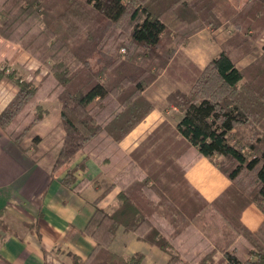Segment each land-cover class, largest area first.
I'll list each match as a JSON object with an SVG mask.
<instances>
[{
  "label": "trees",
  "instance_id": "16d2710c",
  "mask_svg": "<svg viewBox=\"0 0 264 264\" xmlns=\"http://www.w3.org/2000/svg\"><path fill=\"white\" fill-rule=\"evenodd\" d=\"M150 1L68 0L61 18L75 6L80 14L93 15L90 26L100 30L94 36L88 27L83 41L76 43L47 19L52 3L60 0H0V35L14 39L48 66L61 102L62 132L41 156L30 153V158L36 163L45 159L51 176L67 170L62 182L76 190L83 182L75 173L89 157L106 174H114L84 228L96 242L93 250L85 259L70 252L72 261L60 264H143L141 252L124 257L110 249L120 226L166 251L169 264H264V220L252 230L241 218L251 203L264 213V78L248 75L253 65L251 73L264 74V44L261 55L247 63L242 64L239 54L240 49L247 56L254 54L253 33L264 16V0H245L238 6L228 0L205 1L201 9L207 10L209 23L215 28L227 23L225 32L231 25L232 34H225L223 48L203 67L190 92L168 95L182 112L180 119L171 122L166 117L125 153L121 141L155 107L146 94L158 75L152 65L168 63L171 54L162 51L165 39L180 34L153 11ZM118 27L120 42L114 50L103 48L98 40L116 34ZM122 47L125 53H120ZM3 74L0 71V80ZM37 91L38 86L21 81L0 111V127L24 153L45 139L35 134L30 145H24L40 115L22 128L18 124ZM36 108L42 110L40 104ZM79 152L86 157L69 167ZM194 154L210 158L231 180L211 201L185 174ZM116 186L117 208L98 206ZM1 215L3 230L8 225Z\"/></svg>",
  "mask_w": 264,
  "mask_h": 264
},
{
  "label": "crops",
  "instance_id": "0c3cea01",
  "mask_svg": "<svg viewBox=\"0 0 264 264\" xmlns=\"http://www.w3.org/2000/svg\"><path fill=\"white\" fill-rule=\"evenodd\" d=\"M237 1V6L243 2ZM181 115L182 112L175 122ZM165 118L161 111L152 110L121 141L122 151L129 153ZM85 157L83 153L77 154L70 167ZM66 171L51 176L49 169L34 162L0 128V213L8 225L0 229V264L70 263V252L85 259L93 250L96 242L84 233V228L95 210V200L112 183L114 174H106L96 159L87 158L85 167L75 173L78 181L83 182L76 190L62 182ZM185 174L192 187L208 201L220 196L231 184L230 178L202 155L194 154ZM119 191L116 186L105 193L98 206L108 211L116 209ZM241 218L247 227L256 230L264 220V213L251 203ZM110 249L124 257L141 252L143 264H169L171 260L166 251L123 226L118 228Z\"/></svg>",
  "mask_w": 264,
  "mask_h": 264
},
{
  "label": "rangeland",
  "instance_id": "374dc122",
  "mask_svg": "<svg viewBox=\"0 0 264 264\" xmlns=\"http://www.w3.org/2000/svg\"><path fill=\"white\" fill-rule=\"evenodd\" d=\"M67 1L68 0H60L58 5L52 3V9L49 12V15H52V17H47V19L52 20L57 30H64L61 31V34H66L68 36L67 38H73L71 42L80 43L83 41L85 32H89L87 30L88 27H91L90 23L93 15L80 14L76 11L77 9H75V6H73L67 12H64L61 18L59 14H62L64 8L67 7ZM205 1L206 0H151L148 2L152 4L153 11L160 14L162 20L171 30L180 32V34L174 38L171 37L168 39L167 37L165 39V45L162 47V51L168 50L171 54V58L164 67H159L156 64L152 65L154 72L158 73L159 76L157 75L154 83H151L146 91L147 96L154 101L155 107L153 111H161L163 115L165 114L166 117H169V120L171 119V122H175L176 117L180 115L181 111L175 106L173 100L167 99L168 95L170 94L169 96L172 98V95L177 91L185 93L190 92L192 85L197 76L201 73L203 67L210 59L218 55L223 48L221 47V43L224 37H226L225 34H227V36L232 34L231 30L233 26L231 25L225 32L224 25H227V23L220 28H215L214 25L209 23V18L206 15L207 10L201 9V6L206 4L207 1ZM228 1L232 2L234 6H237L239 2L237 0ZM244 1L245 0H243V2ZM204 6L206 7V5ZM62 21L64 23H62ZM260 22L257 28L254 29L256 33H253V43L256 47L254 49V54L247 56L246 53L242 54L243 51L240 49L239 54L242 55V64L245 61L247 63L254 59V56L259 57L261 55L262 46L264 44V16L261 17ZM119 31V27L115 28L116 34L107 33L104 39L98 40L101 41L102 47L114 50L115 46L120 42V39L117 37ZM99 33L100 30H94L91 27L92 35L95 36ZM125 52L126 49L122 47L120 53ZM243 57H245V59ZM254 66L256 65L249 68L250 73L248 75L250 78H252L251 75L256 76L257 74L263 75L262 78H264V74L258 73L256 70H254V73H251L250 70ZM0 71L4 73L0 80V111L16 95L20 88L21 81H26L38 86L36 97L28 103L23 109L24 111L20 113L18 124L19 127L22 128V125L25 123L28 124L31 118L36 116L35 114L40 115L39 123L35 125L34 128L32 127L31 134L28 138H25L26 140L24 139V145L28 147L35 134L43 136L45 139L39 147H34V149L36 148L34 151L30 150L28 153H25L29 157L31 156L30 153H33L36 157L41 156L42 150H48V143L54 142L63 128L60 118L61 102L57 97V91L53 84L54 76L52 72L49 71L48 66L35 54H31L25 50L14 39H7L1 35ZM38 104H40L42 108V110H39L40 113L36 111L38 110L36 108ZM28 110L31 112L30 116L28 115ZM37 148H41V150ZM75 158L71 163H73ZM44 160L45 159H41L39 163L44 165ZM57 173L58 172L52 175H56ZM199 200H202V198H199ZM1 211L2 210H0V212ZM168 232H170V230H168ZM180 242L181 240L179 241L177 249L182 255L184 253V247L180 245ZM68 260L71 262L72 258L70 257ZM58 264H60V262Z\"/></svg>",
  "mask_w": 264,
  "mask_h": 264
}]
</instances>
